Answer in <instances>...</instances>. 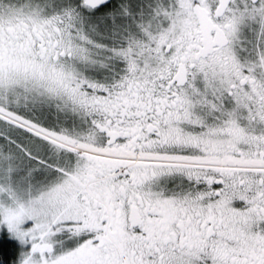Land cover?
Segmentation results:
<instances>
[{"label":"snow or ice","instance_id":"obj_1","mask_svg":"<svg viewBox=\"0 0 264 264\" xmlns=\"http://www.w3.org/2000/svg\"><path fill=\"white\" fill-rule=\"evenodd\" d=\"M0 264H264V0H0Z\"/></svg>","mask_w":264,"mask_h":264}]
</instances>
